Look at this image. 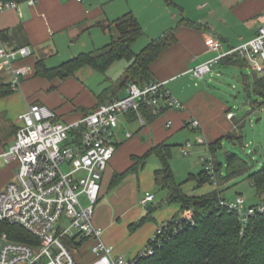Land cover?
<instances>
[{"label": "crops", "instance_id": "obj_1", "mask_svg": "<svg viewBox=\"0 0 264 264\" xmlns=\"http://www.w3.org/2000/svg\"><path fill=\"white\" fill-rule=\"evenodd\" d=\"M175 1L180 8L168 6L164 0H37L33 5L24 0L19 2L18 8L0 12V31L9 37L4 40L5 43L10 47L30 45L33 49L32 56L17 63L33 68V73L24 79L20 91H8L11 75L0 72V153L15 143L16 132L22 125L20 115L32 103L46 104L55 110L59 120L70 123L80 120L101 103L127 95L128 84L118 86L117 80L129 66L128 61L123 63L122 74L118 78L105 76L102 82L105 85H101L97 92L91 91L79 78L80 70L67 79L47 78L36 74V63L43 60L48 67L59 66L84 52L82 42L87 43L89 35L99 43L93 40L95 45H107L113 38V32L104 26L110 25L112 28V23L128 12L135 14L144 29V34L134 42L133 49L145 47L165 32L173 31L176 40L161 51L151 64V72L154 80L167 81V88L184 104L183 109L166 111L151 123H146L140 117L141 122L144 120L142 124L148 125L144 133L146 137L142 140L147 141V137H150V141L145 144L139 140L132 141L130 146L138 147L133 155H143L160 142L170 143V139L185 128L195 132L196 129L189 124L192 119L201 122L198 130L209 145L236 129L234 117H228L230 110L205 81L208 76L201 79L204 81L202 85L193 83V78H197L192 69L252 39L258 29L264 27V0ZM217 40L221 42V47L216 51L209 50L210 44ZM217 64L222 65V60ZM108 88L111 90L103 94ZM169 120L172 121L170 127L167 126ZM187 141L188 138L179 144L180 151L181 145ZM122 146L118 144L103 175L100 197L104 195L106 187L111 189L120 184L122 180L113 184L114 175L124 172L130 166L125 170L117 168L116 157ZM16 167V161L1 164L0 191L14 178ZM158 168L160 164L154 170V180ZM148 189L149 186L145 187L146 194L151 193ZM144 198L138 202L124 197L122 202L127 206L120 212L113 215L103 208L96 216L94 214V224L103 229V239L113 248L114 256L135 257L147 245L161 222L179 214L172 212L160 220L150 218L142 209V205L149 203L144 204ZM155 199L154 196L150 201L152 204L148 207L153 208L149 211L155 209ZM177 205L181 211V205ZM142 219L143 223L137 226ZM91 244L90 240L79 237L69 245L77 264H89L93 260Z\"/></svg>", "mask_w": 264, "mask_h": 264}, {"label": "built area", "instance_id": "obj_2", "mask_svg": "<svg viewBox=\"0 0 264 264\" xmlns=\"http://www.w3.org/2000/svg\"><path fill=\"white\" fill-rule=\"evenodd\" d=\"M36 1L27 0V3L33 5ZM18 7L16 0L0 1V12ZM220 47L221 42L217 40L208 48L216 51ZM233 54L246 60L258 75H264V27L249 41L195 66L192 72L197 79H202L222 58ZM32 55L30 45L10 47L0 33V72L11 75V91H20L24 79L33 73L32 66L17 64ZM166 83L154 80L141 85L132 81L126 96L106 101L70 123L59 120L55 110L44 103L29 105L20 115L22 125L16 132L15 143L0 153V166L3 162H17L14 178L0 191V224H18L39 242L11 240L6 232H0V264H77L66 239L79 237L92 243L94 258L89 264H136L170 240L186 222L193 221V212L188 210L161 222L147 245L133 258L114 256L113 248L103 239V229L93 221L103 175L119 144L116 129L120 116L139 111L142 104L152 106L158 114L184 108ZM228 117H234L232 111ZM189 124L193 129L201 127L198 119L190 120ZM171 125L172 121H167V126ZM196 143L206 142L199 136ZM193 146L194 143L187 141L181 145L182 153L188 155ZM202 160L205 170L213 175V161ZM153 199L154 194L147 193L142 202L147 204ZM221 205L237 213L243 225L264 212V203L248 206L242 196L235 200L223 198Z\"/></svg>", "mask_w": 264, "mask_h": 264}, {"label": "trees", "instance_id": "obj_3", "mask_svg": "<svg viewBox=\"0 0 264 264\" xmlns=\"http://www.w3.org/2000/svg\"><path fill=\"white\" fill-rule=\"evenodd\" d=\"M164 1L168 6L179 7L175 0ZM112 25V28L110 25L104 28L112 32L114 28L118 35L113 36L107 45L90 52H81L56 67H48L43 60H39L36 63V74L47 78L67 79L75 76L85 66L105 73L115 62L124 59L130 64L121 78L117 80L118 86L129 84L132 81L141 85L154 81L151 64L165 47L176 40L173 31H167L153 39L139 53H136L133 44L144 34V29L135 14L128 12L117 18ZM0 33L3 40L9 38L5 32L0 31ZM222 62L225 65L249 67V63L238 54L228 55L222 58ZM247 86L249 93L252 88L254 93L264 100V75H255L253 84L247 78ZM110 90V88L105 89L103 94H107ZM8 91H11L10 87ZM128 113L131 119L143 117L146 123H151L161 115L152 106L146 104H142L139 111L133 110ZM226 136L236 140L241 139V136L231 132ZM221 141L222 139H219L210 144L212 153L221 145ZM173 146L164 141L154 145L143 155H133L132 164L124 172L115 174L113 177V184H117L127 173L137 172L143 168L148 159L154 155L160 161V168L155 171L156 183L167 190L166 201L168 203L181 205V211L175 217L188 210L193 212V221L186 222L170 240L164 242L153 254L140 258L136 264H264V212L251 217L249 223L243 225L237 213L230 212L221 205L223 197L218 189L199 196L187 194L182 184L176 180L170 164ZM213 164V175L204 169L198 176H194L199 186L218 178L220 182V167L215 162ZM226 168V179L247 171L246 161L233 152L227 154ZM248 178L257 188L258 195L262 197L264 194V165L258 171L250 173ZM143 221L144 219L136 225L139 226ZM19 227L28 231L18 224L3 223L0 224V232H6L11 240L38 244L36 236L29 231L30 236H28ZM75 241V238L66 239L69 245Z\"/></svg>", "mask_w": 264, "mask_h": 264}, {"label": "rangeland", "instance_id": "obj_4", "mask_svg": "<svg viewBox=\"0 0 264 264\" xmlns=\"http://www.w3.org/2000/svg\"><path fill=\"white\" fill-rule=\"evenodd\" d=\"M117 35L116 30L113 28L112 36L117 37ZM93 40L89 35L88 44L82 42V51L89 52L95 48H102L106 44L100 43L101 45H95ZM95 42L99 44L97 40ZM143 48L144 46L138 47L134 51L139 53ZM126 61L123 59L115 62L106 73L97 71L90 66H85L80 69L78 75L91 91L97 92L101 88V85H105L102 83L105 76L110 75L111 77L118 78L122 74L123 63L125 64ZM206 75L208 77L205 81L212 86L215 93L234 114L233 123H236V129H233L231 133L241 136V139L236 140L225 135L221 141V145L212 153L208 141L201 135L198 129L193 132L185 128L181 132H177L170 139V143L174 144L170 164L175 178L182 184L183 190L189 195H202L218 189L221 196L227 200H235L238 196H242L248 206L264 203V194L260 197L257 188L248 178L250 173L258 171L264 165V100L256 95L252 88H250V93L247 90V78L253 84L254 77L258 74L250 66L240 67L238 65L216 64L212 71ZM192 82L202 85L204 81L193 78ZM129 116L130 113L120 116L119 125L116 129V140L119 141L120 145H123L120 148L119 155L116 157V159L118 158L117 168H123V170L128 165H131L133 151L138 148L137 146H130V143L139 140L140 143L145 144L150 141V137H147V141L142 140L148 125H143L140 118L129 119ZM127 133L132 134V136L126 137ZM199 136L204 138L206 142L204 145L196 143V138ZM187 138L194 143V146L188 155H184L179 150V144L183 141L185 142ZM257 146L260 148L258 151H255ZM229 152L237 154L246 161L247 171L236 177L226 179V160ZM202 158L219 165L220 182L219 178L217 179L216 177L217 180L208 181L201 186L197 184L194 176H198L205 169ZM159 164V159L153 155L148 159L144 168H141L137 172L127 173L119 185L111 189L106 187L104 195L99 198L95 205V216L103 208L113 215L120 212L122 208L127 206L125 202H122L124 197H130L132 200L136 199L140 202L145 197V187L148 186V191L153 193L156 199L153 201L155 208L153 211H149L148 209V205H151L152 202L142 205V209L146 212V215L160 220L172 212H176L175 215L180 213L177 205L179 203H168L166 201L167 190L157 185L154 180V170ZM107 177L108 172L106 173ZM121 197L122 199H120ZM20 229L30 236L28 231ZM42 264H46V262Z\"/></svg>", "mask_w": 264, "mask_h": 264}, {"label": "water", "instance_id": "obj_5", "mask_svg": "<svg viewBox=\"0 0 264 264\" xmlns=\"http://www.w3.org/2000/svg\"><path fill=\"white\" fill-rule=\"evenodd\" d=\"M259 148H260V147H259V146H257V147H256V149H255V151H258V150H259ZM152 208H153L152 206H149V207H148V209H149V210H152Z\"/></svg>", "mask_w": 264, "mask_h": 264}]
</instances>
